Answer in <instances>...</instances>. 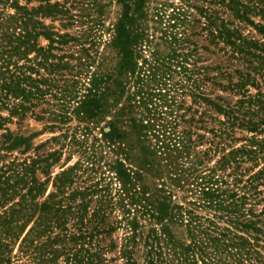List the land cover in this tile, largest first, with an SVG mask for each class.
<instances>
[{
	"label": "trees",
	"instance_id": "obj_1",
	"mask_svg": "<svg viewBox=\"0 0 264 264\" xmlns=\"http://www.w3.org/2000/svg\"><path fill=\"white\" fill-rule=\"evenodd\" d=\"M116 2L0 0V264H264V0Z\"/></svg>",
	"mask_w": 264,
	"mask_h": 264
},
{
	"label": "rangeland",
	"instance_id": "obj_2",
	"mask_svg": "<svg viewBox=\"0 0 264 264\" xmlns=\"http://www.w3.org/2000/svg\"><path fill=\"white\" fill-rule=\"evenodd\" d=\"M59 1H82V2L93 1V2L97 3V6L101 5L103 7L102 10H103L106 26L109 23L113 22L121 11V7L116 2V0H59ZM148 1H157V0H148ZM78 10H79V8L76 11H78ZM79 13H81L80 10H79ZM90 13H91V15L96 16V9L93 7L91 9ZM102 37L108 38V33L104 32ZM111 63L113 64L114 60H112ZM10 127L12 130H14L16 132H21L25 135H29L32 133L40 132L43 128V123L41 121H37L33 118L28 117L20 125L12 124V125H10ZM50 135H51V133H49L48 131L41 132L40 134H37L34 137L33 142L39 143L41 141H44Z\"/></svg>",
	"mask_w": 264,
	"mask_h": 264
}]
</instances>
